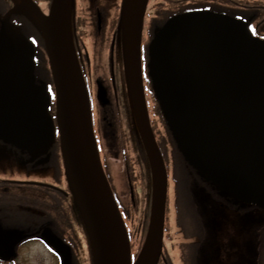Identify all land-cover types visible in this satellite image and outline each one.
Listing matches in <instances>:
<instances>
[{"label": "water", "instance_id": "1", "mask_svg": "<svg viewBox=\"0 0 264 264\" xmlns=\"http://www.w3.org/2000/svg\"><path fill=\"white\" fill-rule=\"evenodd\" d=\"M147 2H123L131 103L153 182L148 231L134 264L159 262L168 186L141 70ZM71 6L72 0H53L50 14L44 15L32 0H23L10 13L32 9L40 18L67 172L90 233L94 264H132L128 232L100 162L72 40ZM5 18L0 31V138L18 147H41L52 136L49 94L36 84L33 44L5 43ZM148 67L186 161L220 190L264 209V39L237 18L210 11L184 13L157 33Z\"/></svg>", "mask_w": 264, "mask_h": 264}, {"label": "flooded vegetation", "instance_id": "2", "mask_svg": "<svg viewBox=\"0 0 264 264\" xmlns=\"http://www.w3.org/2000/svg\"><path fill=\"white\" fill-rule=\"evenodd\" d=\"M120 1H118V6ZM158 1H153V3L155 2L154 12L148 17V22L152 27L154 23L160 24L174 14V10L177 8V6L172 4V6H159L158 8L157 5L160 3ZM174 1L177 3V0ZM206 1L213 4L208 6L210 8L227 11V13L235 17L242 18L255 34L264 37V21L259 19L261 13L255 1L251 2L248 0L251 4L244 6L241 5V0ZM88 2L89 6L85 8L81 0L75 1L74 36L76 47L84 76L92 92L90 95L92 102L96 97V89L99 83L105 86L109 98V102L106 105L99 103L101 111L99 107H97L96 112L94 110V119L97 122L96 116L102 115L103 120H107L109 117L113 119L122 118L124 120L125 130H119L124 140L123 158L125 160L122 164H125L128 184L139 187L140 197L145 199L147 185L150 183L149 164L144 154V149L141 144L138 145V137L133 130L134 124L130 115L128 93L124 84L121 64L122 48L119 44L118 34L120 16L117 13V3L112 13V8L106 5V0H88ZM186 3L191 4L192 2L188 0ZM14 4L15 0H0V15L5 14ZM110 9L111 12H109ZM24 19H29V16L26 15ZM11 22L14 26H18V21H13L12 19ZM154 31H149L148 36ZM89 37L93 38L95 45L99 47L92 52L98 56L101 51L102 61H100V64L96 55H91V49L88 46ZM99 68L100 72H98ZM150 95V92H148V96ZM109 125H112V121H109ZM153 126L164 157L170 158L173 155V143L165 131L161 133L163 123L161 121L155 123L154 121ZM100 150L103 155V163L104 160L107 162L106 149L102 147ZM186 167L183 165L184 169ZM188 170L191 172V169L188 168ZM108 176L110 178L109 174ZM112 179L117 181V178L113 176ZM173 182H175L174 179H172V185ZM184 183L186 184L183 181L179 185V189L182 191H184ZM176 184L175 182L173 185L175 192H177L175 190ZM202 188H206L210 192V186L208 188L202 182L196 185L195 194L193 193L194 207L200 208V210L194 214V217L188 218L186 216L191 226L189 231L192 234L189 235V243L184 244L186 250L181 253V258L178 257V259L176 257L178 253H175L176 246H168L164 254L167 259L162 258L160 264H176L177 261L180 264H264V257L261 256V259L259 258L257 247H240L243 232L236 217L240 215L239 209L241 206L233 203L228 197H221L223 199L221 205L229 209L236 217L234 220L232 218L226 219L227 217L224 216L222 211L218 212L222 220L216 224L218 226L219 223H223L219 228L224 229L222 226L227 222L230 223V231L228 229L225 230L231 233L230 239H234L236 242L235 251L233 253L229 251V239L218 228L215 231L218 244L216 242L215 246L219 250L215 254L224 252L227 258L222 256V259L212 260L211 253L207 257L204 253V255L197 254L193 259L190 258L197 250L198 242L200 243L204 239L203 246L199 248V251L202 252L205 250V244L209 245L210 241L212 225L210 199L202 191ZM201 203L204 211H202ZM175 208L177 209L178 205ZM122 211L124 215L127 212L124 207ZM79 214L76 198L68 182L61 149L56 143L50 147L38 150H26L0 141V264H13L11 261L14 260V257L12 256L17 253L21 257L25 252L24 248L31 246L34 242L39 244L38 249L41 253H45L43 251L45 247L49 253L51 252V256L54 257L52 264H83L82 244L77 237V235L82 236L84 233ZM181 225L182 229H185L187 223L182 222ZM190 226L188 227L190 228ZM44 234L56 235L62 241L68 243L72 252L69 259L60 257L55 250L52 251L53 247L43 237ZM172 247L174 249L171 252ZM178 247V251L183 250L181 246ZM253 250L256 254V260L252 257ZM8 259L10 262H7Z\"/></svg>", "mask_w": 264, "mask_h": 264}, {"label": "rangeland", "instance_id": "3", "mask_svg": "<svg viewBox=\"0 0 264 264\" xmlns=\"http://www.w3.org/2000/svg\"><path fill=\"white\" fill-rule=\"evenodd\" d=\"M250 1L251 2L255 1L258 4V8L260 7L261 12H262L261 17L264 18V0H258V1L250 0ZM81 2L85 8L89 6L88 0H81ZM240 3L243 6L246 3H248V5L251 4L248 0H241ZM115 4H116L115 0H112V1L106 0V5L111 6L112 8V13H113ZM109 12H111V9ZM88 41H89V46L91 49V55L93 56V54L95 53H93L92 51L96 50L99 47L95 45L93 38L89 37ZM96 57L98 58L99 64H100V61H102L101 51L98 54V56L96 55ZM98 72H100V68ZM112 128L113 127L108 125L107 121L100 123V129L102 131V134L107 136L106 144H104V148L106 149L105 153H107L106 164L108 168H110L112 174L115 173V176L120 186L124 188L123 187L124 185L123 166H122V161H121L123 159L124 154L122 153L121 148L119 147L118 137L116 135L114 136V135L109 134V132L115 131V128L114 129ZM173 185H174V182H173ZM173 185L171 188V198L169 199V205H168L169 212H168L167 223L169 226V233L167 234V242H168L167 246L175 245V243L177 242L176 236L178 232V229L177 228L175 229L174 213L176 214V211H175V196H174ZM120 186H117V188H118L119 195L121 196L122 192H121ZM187 190H188L187 184L184 183V191L180 193V205L183 210V216H187L188 218H191V217H194L195 216L194 214L197 213V211L199 210L194 207L195 200H193L191 196L185 195L186 193L189 194L188 192H186ZM141 199H143V197L140 198V200ZM137 203L135 202L133 204L132 202V207H131L130 206L131 204L129 203V201H127V199L124 200V204L131 208V211H130L131 218L129 219V223L131 226H133L132 228V234L134 238L133 241H135V243L140 247L144 239V231H145L147 222L146 220H143V217L145 216L143 213L144 201L142 200V203L139 202V204H141L140 208L139 207L137 208ZM212 204H215V203H212ZM229 218L230 217H227L226 219H229ZM186 223L188 224V226H190L189 222H186ZM221 225H223V223H219L218 228L221 227ZM222 227H224V229L219 228V231L220 232L222 231L221 233H224L228 237L229 242H230V245H228L230 247L229 251L233 253L236 249V242L234 239H230L231 238V233L229 232L230 223L227 222ZM240 227L243 232V239L240 240V243H241L240 247H243V248H252V246L257 247L258 256L260 257V259H261V256L264 257V210L259 209L257 207H253V206L243 208L242 214L240 215ZM190 229H191V226H190ZM225 229H228L229 231ZM203 244H204V239H202L200 243L198 242L197 250L195 251L193 256H190L191 259H193V257H195L197 254L203 255L199 251L200 246L202 247ZM37 248H38L37 246H31L29 250L24 249L25 252L21 256L22 264H52L53 263L54 258L47 255L46 253L38 252L36 250ZM173 249L174 247L171 248V252L173 251ZM212 250H215V253H216L219 249L216 246H213V248H211V246L209 247V245L206 243L205 250H204L206 257ZM222 256H225V258H227L224 252H219L218 254L211 255V257L213 258L212 260L222 259L223 258ZM176 257L178 258V256ZM252 257L255 258L256 260V254L254 250L252 252ZM179 258H181V256H179ZM176 264H180L179 261H177Z\"/></svg>", "mask_w": 264, "mask_h": 264}, {"label": "bare ground", "instance_id": "4", "mask_svg": "<svg viewBox=\"0 0 264 264\" xmlns=\"http://www.w3.org/2000/svg\"><path fill=\"white\" fill-rule=\"evenodd\" d=\"M209 245L211 246V248H213V245L210 243V241H209ZM201 253L204 255V251H202Z\"/></svg>", "mask_w": 264, "mask_h": 264}, {"label": "trees", "instance_id": "5", "mask_svg": "<svg viewBox=\"0 0 264 264\" xmlns=\"http://www.w3.org/2000/svg\"><path fill=\"white\" fill-rule=\"evenodd\" d=\"M213 196V195H212ZM184 250H182L181 252H180V255H181V253L183 252Z\"/></svg>", "mask_w": 264, "mask_h": 264}]
</instances>
